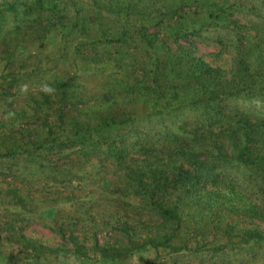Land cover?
<instances>
[{
	"label": "rangeland",
	"instance_id": "rangeland-1",
	"mask_svg": "<svg viewBox=\"0 0 264 264\" xmlns=\"http://www.w3.org/2000/svg\"><path fill=\"white\" fill-rule=\"evenodd\" d=\"M227 112L264 126V0H0V264H264L263 161L189 186L177 220L134 185L184 127L216 153L196 131ZM125 229L136 249L93 250Z\"/></svg>",
	"mask_w": 264,
	"mask_h": 264
},
{
	"label": "trees",
	"instance_id": "trees-1",
	"mask_svg": "<svg viewBox=\"0 0 264 264\" xmlns=\"http://www.w3.org/2000/svg\"><path fill=\"white\" fill-rule=\"evenodd\" d=\"M163 14L165 15V13ZM147 41H149V39ZM172 76L175 77V74L173 73ZM203 91L205 90L203 89ZM203 100L207 105L210 102L205 99ZM100 122V126L106 129L117 125V121L109 117L101 119ZM218 122H221V124H219L216 129L200 128L196 131L197 140L203 139L205 144H210L216 153H212L209 150H204L202 153L189 152V144L182 139V135H194V133L186 131L185 127L181 129L178 135L169 136L175 141H171L175 144L173 147L168 144L164 149L157 146V149L154 151L148 150L149 158L151 159L152 156V159L158 165L155 163L154 169L149 170L150 176L148 174L146 175L147 180L145 182L136 180L139 173L135 175L134 185L141 191V195L138 197L143 201H152L155 208L160 210L164 216L177 220L179 217L177 216V209H175V207L178 208L180 200L187 195L189 186H197L201 190L202 186L204 189L209 183L222 180V170L226 167L237 169L238 166H242V169H249L254 174L257 173V170L262 168V163L264 162V126L258 124L259 122H252L248 116L237 112L231 113V115L228 114V112L219 113L215 118V123ZM203 135H207V139L204 138ZM74 136L82 139L86 137L83 133L81 134L78 131ZM176 144L179 145L176 146ZM192 146L193 145H191V147ZM172 148L178 150L172 152ZM165 152V155H160ZM191 173H194V175ZM223 175L226 174L224 173ZM189 176L192 179L191 183L189 181ZM170 201L174 202V204H172L174 208L170 209L168 207ZM124 233L128 238L127 243L129 246L122 243L117 248L109 247L108 245L104 248H100L99 244L96 243L93 245V250H100L98 254L103 258L112 259L126 255L131 250L136 249L137 245L135 243L131 244L130 241L133 239V235H128L127 229L124 230ZM252 233L253 231L249 230L246 236ZM260 235L264 240L263 233ZM145 241L146 239L144 242ZM23 242H26L25 244L27 247H30V244H32L25 238H23ZM71 242V245L61 247V253L82 254L80 248L76 247L74 239H71ZM150 242L151 241H147L145 244H149ZM30 248H32V246ZM75 248H77V251H75ZM48 249L50 252L56 251L54 247H49ZM23 256H26V253L23 254ZM17 262L18 263L14 264H25L21 261Z\"/></svg>",
	"mask_w": 264,
	"mask_h": 264
}]
</instances>
